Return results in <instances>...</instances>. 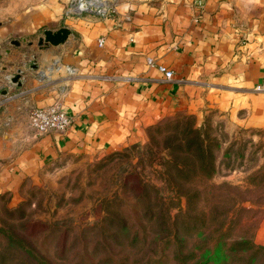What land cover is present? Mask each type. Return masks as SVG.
<instances>
[{
  "label": "rangeland",
  "instance_id": "rangeland-1",
  "mask_svg": "<svg viewBox=\"0 0 264 264\" xmlns=\"http://www.w3.org/2000/svg\"><path fill=\"white\" fill-rule=\"evenodd\" d=\"M129 1L0 0V101L35 73L25 69L22 88L4 80L31 64L44 30L66 28L64 19L76 14L112 18ZM163 2L145 7L161 12L169 7ZM178 7L190 11V24L200 23L202 0ZM238 30L236 46L246 42ZM175 36L171 48L182 40ZM224 70L217 64L208 73ZM207 79L195 84L174 73L169 83L201 88V101L192 90L183 93L186 103L146 128L139 142L63 155L14 196L1 194L0 264H37L35 255L41 264H264V246L255 242L264 224V128L247 124V112L234 104L215 106ZM2 136L0 152L10 138ZM11 161L1 157L0 168Z\"/></svg>",
  "mask_w": 264,
  "mask_h": 264
},
{
  "label": "crops",
  "instance_id": "crops-1",
  "mask_svg": "<svg viewBox=\"0 0 264 264\" xmlns=\"http://www.w3.org/2000/svg\"><path fill=\"white\" fill-rule=\"evenodd\" d=\"M146 1H129L112 18L68 16L62 26L71 30L68 41L31 53L38 71L19 93L0 101V106L6 103L0 133L10 137L0 158L12 159L0 168V195L14 196L63 155L114 151L139 142L146 128L186 103L183 93L192 90L191 97L195 92L201 101V88L165 81L146 64L147 58L195 84L207 76L214 91L207 98L215 106L234 104L247 112V124L264 128V0H202L197 25L190 24L189 10L178 7L192 0H164L169 7L161 12L146 8ZM59 11L54 7L55 21L61 18ZM237 28L246 37L240 46L232 39ZM172 34L182 39L175 48ZM217 64L225 70L210 78L208 72ZM225 87L231 91H221ZM55 102L72 118L69 130L29 135L23 114ZM255 242L264 246V224Z\"/></svg>",
  "mask_w": 264,
  "mask_h": 264
},
{
  "label": "built area",
  "instance_id": "built-area-1",
  "mask_svg": "<svg viewBox=\"0 0 264 264\" xmlns=\"http://www.w3.org/2000/svg\"><path fill=\"white\" fill-rule=\"evenodd\" d=\"M84 4L82 0H78ZM146 64L149 67H156L163 75L164 80L169 82L173 80L174 72L162 65H157L153 59L147 58ZM68 73H72L67 69ZM64 90V89H62ZM72 124V118L67 115L59 103L55 102L47 107H34L27 112V127L31 136L38 137L47 133H66Z\"/></svg>",
  "mask_w": 264,
  "mask_h": 264
},
{
  "label": "water",
  "instance_id": "water-1",
  "mask_svg": "<svg viewBox=\"0 0 264 264\" xmlns=\"http://www.w3.org/2000/svg\"><path fill=\"white\" fill-rule=\"evenodd\" d=\"M70 34H71L70 30L67 28H60L56 31L44 30L43 36L38 38L37 46L40 48V50H45L50 46L57 47L63 45L68 40ZM11 44L13 46L18 47L20 45V42L12 41ZM30 62L31 64L29 65L27 64L28 65L27 68L25 67L24 69H17L14 75H8L4 78V80L8 81L11 85L17 88H22L23 85L26 83L25 78L27 75V71L25 69L31 72H37L39 69L35 56H32ZM8 93L9 91L7 89H2L1 91L2 95H6Z\"/></svg>",
  "mask_w": 264,
  "mask_h": 264
},
{
  "label": "trees",
  "instance_id": "trees-1",
  "mask_svg": "<svg viewBox=\"0 0 264 264\" xmlns=\"http://www.w3.org/2000/svg\"><path fill=\"white\" fill-rule=\"evenodd\" d=\"M156 127V126H155ZM152 129V128H151ZM29 253H33V252H31L30 250H27ZM33 257V259L36 261V263L37 264H41V263H43V259L42 258H40V257H38L37 255H35V256H32Z\"/></svg>",
  "mask_w": 264,
  "mask_h": 264
}]
</instances>
